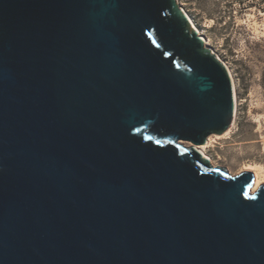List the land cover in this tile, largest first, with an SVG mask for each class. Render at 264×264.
Listing matches in <instances>:
<instances>
[{
    "label": "water",
    "instance_id": "water-1",
    "mask_svg": "<svg viewBox=\"0 0 264 264\" xmlns=\"http://www.w3.org/2000/svg\"><path fill=\"white\" fill-rule=\"evenodd\" d=\"M233 112L175 0H0V264H264Z\"/></svg>",
    "mask_w": 264,
    "mask_h": 264
},
{
    "label": "rangeland",
    "instance_id": "rangeland-1",
    "mask_svg": "<svg viewBox=\"0 0 264 264\" xmlns=\"http://www.w3.org/2000/svg\"><path fill=\"white\" fill-rule=\"evenodd\" d=\"M224 1L206 0L203 7L195 0L179 4L232 75L234 125L228 136L212 142L206 154L215 167L238 175L245 164L264 168V11L252 7L239 13L232 7L225 15Z\"/></svg>",
    "mask_w": 264,
    "mask_h": 264
},
{
    "label": "bare ground",
    "instance_id": "bare-ground-1",
    "mask_svg": "<svg viewBox=\"0 0 264 264\" xmlns=\"http://www.w3.org/2000/svg\"><path fill=\"white\" fill-rule=\"evenodd\" d=\"M176 4L180 7L179 4V0H175ZM181 8V7H180ZM181 10L184 12V14L186 15V17L188 18V20L190 21L193 29L196 31V33L198 34V36H200L203 44L208 48V44L207 41L201 36L200 32L198 31V29L195 27L192 19L189 17V15L181 8ZM261 15L264 16V13H261ZM212 54H214V52H212ZM215 55V54H214ZM216 56V55H215ZM217 57V56H216ZM218 61L219 58L217 57ZM221 62V61H220ZM222 65H224V67L226 68L228 75L230 77V81H231V85H232V93H233V100H234V112H233V118L231 121V124L229 126V128L227 130H225L221 135H211L209 136L205 143L201 146H195V150L198 151V153H200V155L202 156L203 159H206L212 166L215 167V165L212 163V160L210 159V157L206 154V149L209 148L212 144V142H215L216 140L220 139V138H224L226 136H228L232 130V127L234 125V119L236 116V100H235V92H234V83H233V78L232 75L228 69V67L221 62ZM242 172H251L254 176V189H252V191H255L260 185L264 186V168L261 165L258 164H245L242 168ZM241 172V173H242Z\"/></svg>",
    "mask_w": 264,
    "mask_h": 264
},
{
    "label": "trees",
    "instance_id": "trees-1",
    "mask_svg": "<svg viewBox=\"0 0 264 264\" xmlns=\"http://www.w3.org/2000/svg\"><path fill=\"white\" fill-rule=\"evenodd\" d=\"M197 6L203 7L206 4V0H195ZM224 11H221L226 15L230 13L231 10H228L232 7L236 8L237 12L242 13L248 8H257L261 11H264V0H225L224 1ZM227 11V12H226ZM220 12V13H221ZM236 12V13H237Z\"/></svg>",
    "mask_w": 264,
    "mask_h": 264
}]
</instances>
